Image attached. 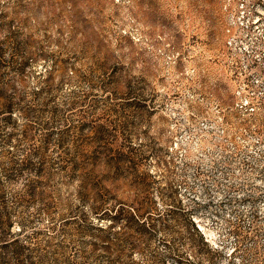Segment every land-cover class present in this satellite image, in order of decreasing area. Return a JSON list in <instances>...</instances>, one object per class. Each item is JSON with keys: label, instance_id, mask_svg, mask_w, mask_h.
I'll return each mask as SVG.
<instances>
[{"label": "rangeland", "instance_id": "rangeland-1", "mask_svg": "<svg viewBox=\"0 0 264 264\" xmlns=\"http://www.w3.org/2000/svg\"><path fill=\"white\" fill-rule=\"evenodd\" d=\"M0 92L29 250L107 264L91 207L155 204L116 264H264V0H0Z\"/></svg>", "mask_w": 264, "mask_h": 264}, {"label": "trees", "instance_id": "trees-1", "mask_svg": "<svg viewBox=\"0 0 264 264\" xmlns=\"http://www.w3.org/2000/svg\"><path fill=\"white\" fill-rule=\"evenodd\" d=\"M2 98L3 95L0 92V100ZM15 110L16 108L10 103L6 106L0 104V122H5L6 125L12 124L11 120ZM11 141L12 137L9 134L6 136L5 143H10ZM11 159H13L12 156ZM28 161L29 157H25L21 162L12 160L10 162L11 167L7 169L0 168V187L2 177L7 175L6 171L12 169L23 171ZM4 196V192H0V264H56L54 263L56 259L53 255L38 253L34 249L29 250L24 240L14 236L15 234L12 232L15 223L13 220L14 214L9 210ZM91 208L95 210V215L91 218L86 215L85 220L82 219L84 223L80 225L81 234L90 237V244L102 252L101 256L106 260L107 264H116L118 262L122 244L126 243L124 245H127L128 249H132L133 232L140 231L144 233L148 230L151 226L148 225L145 217L147 218V216L155 212V209L157 210L155 204L137 208L127 204L110 206L94 204ZM164 211L170 215L174 212L172 208H167ZM182 212L191 218L189 210L183 209ZM188 216L187 219L190 220ZM95 217L98 220L97 222ZM87 221H89L88 224L85 223ZM192 224L194 223L192 222ZM194 230L200 233L195 226ZM83 264H86V262H83Z\"/></svg>", "mask_w": 264, "mask_h": 264}]
</instances>
